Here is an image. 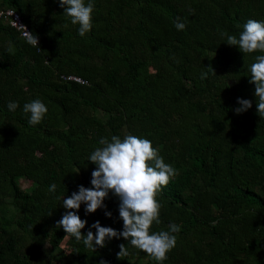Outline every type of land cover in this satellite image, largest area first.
<instances>
[{"label": "trees", "instance_id": "16d2710c", "mask_svg": "<svg viewBox=\"0 0 264 264\" xmlns=\"http://www.w3.org/2000/svg\"><path fill=\"white\" fill-rule=\"evenodd\" d=\"M92 2L93 27L80 36L59 0H0L39 41L33 47L0 18V264H159L122 236L93 250L57 227L62 199L92 187L88 158L100 139L129 134L178 171L157 196L152 231L181 229L163 264H264V117L249 83L264 53L243 54L220 35L264 21V0ZM238 98L252 107L238 114ZM35 99L48 112L30 125L23 105ZM103 203L94 213L81 204L82 235L95 234L96 221L123 230L119 198L109 192ZM122 243L128 255L118 258Z\"/></svg>", "mask_w": 264, "mask_h": 264}, {"label": "clouds", "instance_id": "9594fccd", "mask_svg": "<svg viewBox=\"0 0 264 264\" xmlns=\"http://www.w3.org/2000/svg\"><path fill=\"white\" fill-rule=\"evenodd\" d=\"M60 7L70 17L71 23L79 25L78 32L84 36L90 32L94 3L92 0H59ZM174 26L178 31H183L186 24L177 18ZM237 27H240L237 25ZM26 40L33 47H39L38 37L31 32H26ZM221 37L230 46H238L243 54L264 53V21L248 19L242 26V31L237 35L221 32ZM9 51H13L9 47ZM249 83L255 85L257 114L264 117V54L256 55L250 65ZM214 71V70H213ZM76 75V74H75ZM79 76V75H77ZM81 77V76H80ZM240 107L235 111L239 114L252 107V101L238 98ZM19 107L17 102L10 101L8 110L15 111ZM23 112L30 114L28 123L37 125L42 122L48 112L47 106L35 99L23 105ZM103 147H97L88 160L97 167L91 173L92 187L86 188L80 185L78 191L62 199L63 207L68 210L57 221V227H62L66 235L74 237L77 241L95 250V246L104 247L106 241L121 236L131 246L143 251L153 260L163 264L168 259L167 253L175 248L180 226L172 223L169 230L152 231L153 224L159 225L161 204L157 196L162 189L167 187L170 181L178 175V171L166 163L159 150L153 147L152 142L146 138L135 135H126L121 139L117 135L107 137L99 141ZM56 185L49 187L50 192H55ZM112 192L120 200L119 217L123 221V230L117 231L112 227L101 226L99 221L94 222L87 235H82L87 223L80 218L77 211L81 204L85 205L86 213H94L97 209L106 207L104 200ZM105 215L111 217L112 213L106 211ZM118 258L128 255L125 244L119 245ZM100 264H106L100 261Z\"/></svg>", "mask_w": 264, "mask_h": 264}, {"label": "built area", "instance_id": "2783aa9c", "mask_svg": "<svg viewBox=\"0 0 264 264\" xmlns=\"http://www.w3.org/2000/svg\"><path fill=\"white\" fill-rule=\"evenodd\" d=\"M0 18H4L5 20H7L9 24L13 26L15 29H17L20 32L21 36L23 37H26L25 34L27 31L30 32V29L27 26V24L23 22L18 12L13 8H6V9L0 8ZM65 79H70L77 82H85L83 78L74 74L65 76Z\"/></svg>", "mask_w": 264, "mask_h": 264}, {"label": "rangeland", "instance_id": "374dc122", "mask_svg": "<svg viewBox=\"0 0 264 264\" xmlns=\"http://www.w3.org/2000/svg\"><path fill=\"white\" fill-rule=\"evenodd\" d=\"M19 182L21 184V186L27 190H30L32 187H33V183L31 181H29L28 179L26 178H20L19 179ZM260 184H257L255 186L256 190H260ZM48 247V244H45L44 248ZM62 248H64L63 250H65V252H67L69 249L65 246H63ZM133 260H138V261H144L146 260L145 256H141V257H135Z\"/></svg>", "mask_w": 264, "mask_h": 264}]
</instances>
